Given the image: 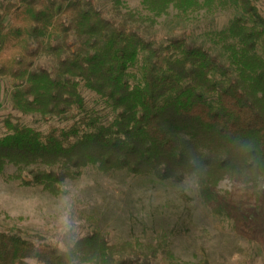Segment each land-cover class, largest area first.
Here are the masks:
<instances>
[{
  "label": "trees",
  "instance_id": "1",
  "mask_svg": "<svg viewBox=\"0 0 264 264\" xmlns=\"http://www.w3.org/2000/svg\"><path fill=\"white\" fill-rule=\"evenodd\" d=\"M141 1L157 17L171 6L199 8V0ZM218 1L239 11L224 33L232 42L228 60L188 35L146 38L135 16L107 19L96 0L2 2L0 78L12 81L13 110L40 117L47 129L0 117V173L14 165L26 172L25 186L54 196L89 167L174 183L192 177L216 213L222 180L258 187L264 177V0ZM43 57L56 66H40ZM83 88L97 96L104 115ZM167 247L165 238L158 245L112 244L99 231L82 238L66 233L53 245L0 229V264H169L160 261ZM201 264H211L204 254Z\"/></svg>",
  "mask_w": 264,
  "mask_h": 264
},
{
  "label": "rangeland",
  "instance_id": "2",
  "mask_svg": "<svg viewBox=\"0 0 264 264\" xmlns=\"http://www.w3.org/2000/svg\"><path fill=\"white\" fill-rule=\"evenodd\" d=\"M10 1L15 0H0V4ZM96 2L107 19L135 16L139 32L146 38L166 42L188 35L197 45L224 53L226 60L230 57L227 48L232 42L224 33L239 11L221 6L218 0H199L196 10L171 6L160 17L149 12L141 0ZM38 64L52 70L56 61L43 57ZM82 92L102 115L106 113L96 105L94 93L85 88ZM12 94V81L0 78V117L12 115L46 130L40 117H23L13 110ZM3 132L0 124V137ZM25 175L10 164L5 176L0 173L2 230H21L27 238L43 237L53 245L66 233L82 238L93 231L106 234L112 244L158 245L165 238L168 255H162L160 261L168 258L169 264H201L203 254L211 264H264V177L258 187L240 179L222 180L217 188L220 211L216 213L192 177L174 183L154 175L104 174L89 167L79 179L67 181L61 195L54 196L41 187L25 186L21 180Z\"/></svg>",
  "mask_w": 264,
  "mask_h": 264
}]
</instances>
